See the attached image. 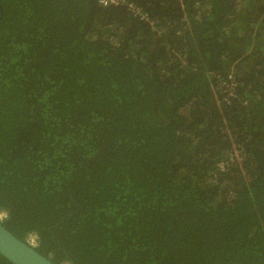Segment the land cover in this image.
<instances>
[{
  "label": "trees",
  "instance_id": "1",
  "mask_svg": "<svg viewBox=\"0 0 264 264\" xmlns=\"http://www.w3.org/2000/svg\"><path fill=\"white\" fill-rule=\"evenodd\" d=\"M128 1L0 0L3 225L55 264H264V0Z\"/></svg>",
  "mask_w": 264,
  "mask_h": 264
},
{
  "label": "water",
  "instance_id": "2",
  "mask_svg": "<svg viewBox=\"0 0 264 264\" xmlns=\"http://www.w3.org/2000/svg\"><path fill=\"white\" fill-rule=\"evenodd\" d=\"M0 255L11 264H55L31 246L10 232L0 217Z\"/></svg>",
  "mask_w": 264,
  "mask_h": 264
},
{
  "label": "built area",
  "instance_id": "3",
  "mask_svg": "<svg viewBox=\"0 0 264 264\" xmlns=\"http://www.w3.org/2000/svg\"><path fill=\"white\" fill-rule=\"evenodd\" d=\"M99 4L102 7H126L133 15L140 17L142 20H146L147 18L141 13V11L136 8V6L129 2L128 0H98ZM2 218V216H0ZM28 244L31 246H37V238L36 236L31 235L28 240Z\"/></svg>",
  "mask_w": 264,
  "mask_h": 264
},
{
  "label": "clouds",
  "instance_id": "4",
  "mask_svg": "<svg viewBox=\"0 0 264 264\" xmlns=\"http://www.w3.org/2000/svg\"><path fill=\"white\" fill-rule=\"evenodd\" d=\"M1 216H4V215L1 214Z\"/></svg>",
  "mask_w": 264,
  "mask_h": 264
}]
</instances>
